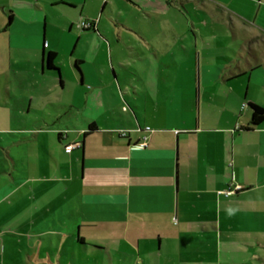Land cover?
Masks as SVG:
<instances>
[{
    "label": "crops",
    "instance_id": "1",
    "mask_svg": "<svg viewBox=\"0 0 264 264\" xmlns=\"http://www.w3.org/2000/svg\"><path fill=\"white\" fill-rule=\"evenodd\" d=\"M251 104L264 0H0V264H263Z\"/></svg>",
    "mask_w": 264,
    "mask_h": 264
},
{
    "label": "rangeland",
    "instance_id": "2",
    "mask_svg": "<svg viewBox=\"0 0 264 264\" xmlns=\"http://www.w3.org/2000/svg\"><path fill=\"white\" fill-rule=\"evenodd\" d=\"M186 21H187L186 17L179 16L177 23H179V27L180 26H184V27L188 26V27H191L193 29H195L196 27H198V28H200V27H206V28L213 27V26H205L204 21L197 17L196 12L194 13V23L191 20H188V22H186ZM150 24H151V22H148L146 24V26H149ZM214 26L216 27L217 25H214ZM54 242L56 243V240ZM24 245L25 246H21V245L18 246L19 253L21 254L22 258H24L27 262H29V260H30L29 255H32L33 257H35L38 253V251H37L38 249L37 250H34V249L28 250L29 249V246H27L28 244L26 242H24ZM56 252H57V247L54 248V254L52 256L54 263H57V261H58L57 257H56ZM42 254L44 255V258H46L49 255V252L47 250V243H46V245L42 251ZM12 263L17 264L16 262H13V261H12Z\"/></svg>",
    "mask_w": 264,
    "mask_h": 264
},
{
    "label": "trees",
    "instance_id": "3",
    "mask_svg": "<svg viewBox=\"0 0 264 264\" xmlns=\"http://www.w3.org/2000/svg\"><path fill=\"white\" fill-rule=\"evenodd\" d=\"M56 58L57 54L55 52H49L46 56L45 65L47 69L49 70H58V67L56 66ZM75 68L79 71V66L75 64ZM251 125L252 128H255L257 126H260L264 123V108L257 105V104H251ZM251 128V129H252ZM95 130V125H90L89 131L85 133V136L90 135Z\"/></svg>",
    "mask_w": 264,
    "mask_h": 264
},
{
    "label": "built area",
    "instance_id": "4",
    "mask_svg": "<svg viewBox=\"0 0 264 264\" xmlns=\"http://www.w3.org/2000/svg\"><path fill=\"white\" fill-rule=\"evenodd\" d=\"M96 25V21L95 20H87V19H82L79 23H78V28L81 30L84 29H91L93 27H95ZM246 107V103L243 104V108ZM121 135H127V131H120ZM148 144V137H145L143 139V141L141 143H139L138 145L141 147H144ZM81 144L80 143H76V144H70L66 147V151L67 152H71L74 148L76 147H80ZM241 187L240 186H236V187H229L228 189L219 191L220 194H224L226 196H231L233 194H235Z\"/></svg>",
    "mask_w": 264,
    "mask_h": 264
}]
</instances>
